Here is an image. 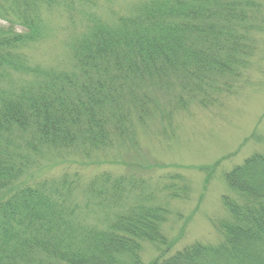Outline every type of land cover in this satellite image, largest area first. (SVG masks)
Listing matches in <instances>:
<instances>
[{"label":"trees","instance_id":"trees-1","mask_svg":"<svg viewBox=\"0 0 264 264\" xmlns=\"http://www.w3.org/2000/svg\"><path fill=\"white\" fill-rule=\"evenodd\" d=\"M98 2L0 0V264H145L147 242L163 247L148 264H264V152L226 172L233 195L223 196L229 216L213 222L218 241L174 252L164 228L171 210L155 190L186 197L182 173L23 180L45 148L139 152L135 124L161 105L164 118L221 106L240 89L264 25L260 0H139L124 14L106 7L107 20ZM53 7L84 25L71 69L33 65L24 50L49 34ZM12 74L23 76L13 83Z\"/></svg>","mask_w":264,"mask_h":264},{"label":"rangeland","instance_id":"rangeland-1","mask_svg":"<svg viewBox=\"0 0 264 264\" xmlns=\"http://www.w3.org/2000/svg\"><path fill=\"white\" fill-rule=\"evenodd\" d=\"M138 1L112 0L105 5V0H101L96 7L100 16L107 20L110 13L106 7L111 6L124 14ZM260 1L264 13V0ZM53 9L52 12L45 10L44 14L50 27L49 34L24 50L33 65L71 69L74 64L71 43L77 33L85 30L84 25L79 19L75 23L68 15H61L58 8ZM257 42L256 55L251 59L240 89L226 96L221 106L204 108L194 104L188 110L164 118L165 104L161 105L154 117L148 118L144 124H135L139 152L132 146H116L90 155L78 149L57 153L55 149L45 148L33 157L35 160L31 159L23 180L30 182L40 176H55L75 170L89 178L103 171L115 175L127 171L143 172L151 175L153 180L182 173L188 178L191 188L186 197L172 200L155 190L159 203L171 210V218L164 227L169 240L174 242L171 252L195 241L216 243L218 234L213 222L229 216L223 196L233 195L225 181L226 172L253 153L264 152V25L257 33ZM12 76L11 81L16 83L15 79L20 81L23 75ZM218 161L220 163L215 170L208 169H213ZM143 164L159 168L148 169ZM91 221L97 222V218L92 217ZM162 250L163 247L144 243L142 256L145 264Z\"/></svg>","mask_w":264,"mask_h":264}]
</instances>
